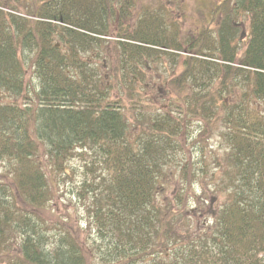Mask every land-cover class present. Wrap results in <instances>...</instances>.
<instances>
[{
    "label": "trees",
    "instance_id": "1",
    "mask_svg": "<svg viewBox=\"0 0 264 264\" xmlns=\"http://www.w3.org/2000/svg\"><path fill=\"white\" fill-rule=\"evenodd\" d=\"M132 3L0 0V262L264 264V0L216 5L217 37L190 44L194 56L168 80L176 101L162 110H146L142 100L145 63L176 56L183 43L159 13L125 24ZM243 18L241 46L233 39ZM193 116L220 121L217 189L226 196L210 229L191 234L192 161L181 157L175 167L174 198L162 193L173 169L167 161L184 151L179 139ZM90 151L91 177L75 183L85 248L80 232L39 209L60 176L72 177L68 161Z\"/></svg>",
    "mask_w": 264,
    "mask_h": 264
},
{
    "label": "rangeland",
    "instance_id": "2",
    "mask_svg": "<svg viewBox=\"0 0 264 264\" xmlns=\"http://www.w3.org/2000/svg\"><path fill=\"white\" fill-rule=\"evenodd\" d=\"M220 1L221 0H134V3L131 4L130 11L124 18L125 24L129 22L134 23L136 18L145 11L159 13V15L161 14L160 17L162 16L161 19L166 23L167 30L172 32L173 29H178L177 38L178 40L181 39L183 43L182 50H180L176 56H170L169 58L167 54L161 53V60L148 61L145 63L146 81L148 84L146 85V90H141L140 93L143 95L142 100H145L146 110L157 108L162 110V104L168 103L170 99L176 101V93L174 89L170 87L168 80H170V77L174 76L175 73H180V70L184 67V59L186 56H194L191 51L189 52L190 44L192 45V43L196 42L200 43L202 35H204L206 42H210L214 37H217V18L219 17V10H216V5L220 3ZM248 31V18H243L239 26H237L233 43L237 42V44L242 46L246 41ZM115 37L114 34H111L109 39H111L112 42H109V46L115 45V43H113L116 41ZM106 43L108 45V42ZM204 51L207 50L205 49ZM213 53L217 56L220 54V51L215 49ZM111 58L115 61L117 54H111ZM201 58L209 59V56H202ZM28 74H30L29 71ZM214 85L217 86V80H215ZM137 87L140 89V85ZM119 90L118 88L116 93ZM188 90H190V86L187 81L182 91L186 93ZM125 95L126 94L123 93L122 97H125ZM197 118L198 117L193 116L184 123V132H182L179 139L181 148L184 151L181 150L182 152H180L179 156L173 157L167 161L166 166H171L173 169L170 171L171 174H167L166 180L168 182L162 193L163 198H174L173 193L181 184L180 179L177 177V173H174L175 167L180 163L179 159L181 157L183 158V164H189V161H192L193 170L196 173L197 179L193 187L187 188V192L191 191L188 198V203L190 202L191 205L187 212L185 211V216L187 215L190 218L189 223L191 226H189V231L191 234L206 232L210 229L209 225L211 224V218L215 214L220 203L225 200L226 196L223 190L217 189V156L221 159L223 149L226 146V143L222 141L223 139L220 136V121L217 117L205 121H198ZM138 128L139 127L136 129ZM93 154L94 152L90 151L83 156L76 155L68 161L71 168L69 173L72 174V177L60 176L52 188L53 200L39 209L40 214L51 223H54L55 220H65L67 226L72 229L74 228L76 232H80L77 235L82 240L86 238L88 232L87 230H83L87 227V215L84 212L82 195L77 192V184L75 183H78L85 175L91 177V175L88 174V172H90L88 168L91 167L90 161L94 157L92 156ZM95 164L96 163H94V165ZM205 169L207 170L206 173L204 172ZM96 170H98L97 167ZM211 170H215L213 176L211 175ZM0 171L2 170L0 169ZM197 197L200 205H197L195 202ZM86 201L87 199H85V202ZM89 232L91 238L96 237L94 231L90 230ZM84 242L86 248L88 245L85 240ZM91 259L93 262L94 259L92 256ZM0 261H2V259ZM0 264L2 263L0 262Z\"/></svg>",
    "mask_w": 264,
    "mask_h": 264
}]
</instances>
